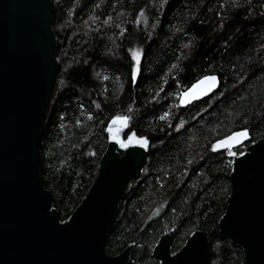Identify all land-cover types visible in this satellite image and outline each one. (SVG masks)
Listing matches in <instances>:
<instances>
[{
    "label": "trees",
    "instance_id": "16d2710c",
    "mask_svg": "<svg viewBox=\"0 0 264 264\" xmlns=\"http://www.w3.org/2000/svg\"><path fill=\"white\" fill-rule=\"evenodd\" d=\"M51 1L59 68L38 161L61 220L97 177L108 123L127 116L150 151L126 186L107 254L134 244L130 264H159L163 235L173 231L176 253L204 231L209 264H244L218 227L233 160L212 145L246 129L244 153L264 138V0ZM209 75L218 91L182 106L179 94Z\"/></svg>",
    "mask_w": 264,
    "mask_h": 264
},
{
    "label": "water",
    "instance_id": "95a60500",
    "mask_svg": "<svg viewBox=\"0 0 264 264\" xmlns=\"http://www.w3.org/2000/svg\"><path fill=\"white\" fill-rule=\"evenodd\" d=\"M52 10L51 0H0V264H130L134 244L112 256L106 245L126 186L149 154V140L128 133L129 120H110L97 177L66 221L39 169V138L59 68ZM209 76L218 78L212 91L189 104L218 91L219 77ZM141 138L147 147L138 145ZM230 151L231 191L219 234L242 250L244 264H264V138L243 155ZM172 240L170 231L154 247L159 264H209L207 232L193 233L176 253Z\"/></svg>",
    "mask_w": 264,
    "mask_h": 264
},
{
    "label": "snow or ice",
    "instance_id": "6c2138e0",
    "mask_svg": "<svg viewBox=\"0 0 264 264\" xmlns=\"http://www.w3.org/2000/svg\"><path fill=\"white\" fill-rule=\"evenodd\" d=\"M136 53L133 52V58H136ZM175 67V66H174ZM217 77L215 76H204L201 79L197 80V82L193 85H191L190 88L184 90L182 93L179 94L180 97V103L182 106L187 105L191 103L195 99H200L203 95H207L210 91H212L213 87L217 83ZM164 117H161L163 119ZM130 119V117H116V119L113 121L115 124L117 121L121 123H125ZM182 127V124L180 125ZM109 131H112L110 128ZM249 136V133L246 129H241L239 131H235L231 133L230 135L226 136L224 139L218 140L215 144L212 145L214 150H222V151H230L234 147H238L241 145L244 140ZM116 139L117 137L114 135L113 137ZM120 143L121 148L128 147V144H126L123 140H118ZM138 145L141 147H147L148 141L146 138H141L138 142ZM230 154L232 156L236 155H243V153H237L235 151H230Z\"/></svg>",
    "mask_w": 264,
    "mask_h": 264
},
{
    "label": "rangeland",
    "instance_id": "374dc122",
    "mask_svg": "<svg viewBox=\"0 0 264 264\" xmlns=\"http://www.w3.org/2000/svg\"><path fill=\"white\" fill-rule=\"evenodd\" d=\"M136 60H138V58H136ZM135 75H137V68H136V70H135Z\"/></svg>",
    "mask_w": 264,
    "mask_h": 264
}]
</instances>
